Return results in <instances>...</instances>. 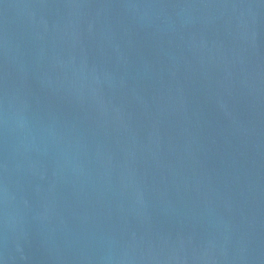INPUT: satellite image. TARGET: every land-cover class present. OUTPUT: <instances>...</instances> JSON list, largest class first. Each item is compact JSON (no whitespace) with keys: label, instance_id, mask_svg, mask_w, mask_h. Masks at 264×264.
<instances>
[{"label":"water","instance_id":"1","mask_svg":"<svg viewBox=\"0 0 264 264\" xmlns=\"http://www.w3.org/2000/svg\"><path fill=\"white\" fill-rule=\"evenodd\" d=\"M0 264H264V0H0Z\"/></svg>","mask_w":264,"mask_h":264}]
</instances>
